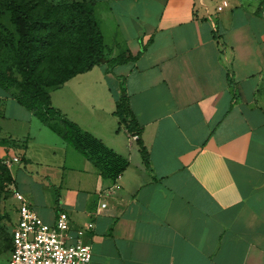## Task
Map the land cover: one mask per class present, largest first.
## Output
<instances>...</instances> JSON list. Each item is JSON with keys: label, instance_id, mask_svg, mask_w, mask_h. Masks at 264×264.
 Returning <instances> with one entry per match:
<instances>
[{"label": "crops", "instance_id": "1", "mask_svg": "<svg viewBox=\"0 0 264 264\" xmlns=\"http://www.w3.org/2000/svg\"><path fill=\"white\" fill-rule=\"evenodd\" d=\"M163 1L155 27L120 28L123 46L109 48L101 28L112 57L148 45L137 62L99 65L51 92L63 117L129 162L120 189L41 120L12 141L11 187L27 200L30 181L55 185L58 208L46 197L38 215L52 225L67 213L91 264H264V0ZM123 89L150 168L114 116Z\"/></svg>", "mask_w": 264, "mask_h": 264}, {"label": "trees", "instance_id": "2", "mask_svg": "<svg viewBox=\"0 0 264 264\" xmlns=\"http://www.w3.org/2000/svg\"><path fill=\"white\" fill-rule=\"evenodd\" d=\"M95 9L94 0L59 4L48 0H0V18L10 14L16 29L14 35L0 24L3 30L0 31V43L15 54L22 78L19 80L0 70V88L12 91L15 100L34 112L44 124L51 126L53 121L58 120L62 127L52 126V129L63 141L93 161L105 178L116 181L127 170L129 162L63 117L52 106L51 99V92L74 77L103 64L111 72L116 66L137 62L147 49L148 45L143 46L138 55L125 50L112 57ZM114 116L131 135L139 136L137 143L143 162L150 168V154L140 137L142 129L131 110L125 89L121 92ZM0 178L10 187L15 184L10 167L1 160ZM8 242L11 252L12 235Z\"/></svg>", "mask_w": 264, "mask_h": 264}, {"label": "rangeland", "instance_id": "3", "mask_svg": "<svg viewBox=\"0 0 264 264\" xmlns=\"http://www.w3.org/2000/svg\"><path fill=\"white\" fill-rule=\"evenodd\" d=\"M48 1L54 4H59L91 0ZM94 1L96 2V18L99 22L100 28H102L104 32L106 44L109 48L113 49L116 48L113 46L115 42L121 45L124 44V42H127L120 37V28H127L128 32L126 35L132 36L138 31H147L151 27H155L157 21L160 18V14L164 4L163 0H145L139 5H132L128 0ZM0 24L6 27L9 32L16 35L15 25L11 21L10 14H4L0 18ZM0 31L3 32L1 28ZM109 48L108 50H110ZM123 50L124 48H122L121 51ZM121 51H119L118 53H120ZM99 69L100 68H96L95 71L99 72ZM0 70L18 77L19 80L22 79L18 73L17 59L15 54L10 48L4 47L1 43ZM11 93L12 91L7 92L0 88V96L4 98L6 97L8 99L7 101L3 102L2 113L0 115V160L3 161V163L9 162L16 152V149L14 150L13 147H11L12 141L16 140L14 138L23 140L29 132H31L33 136L35 127L41 125L42 123L38 117L33 118L29 111L19 106L16 101L11 98ZM56 96L57 95L54 96L55 99ZM52 124H55L58 127H62L58 120L53 121ZM36 147L37 146L34 145L32 147L31 144L30 151L38 150L36 149ZM17 150V152L20 154L23 151L21 148H18ZM36 175L37 174L35 173V171H33L32 173H28V176L30 177H34ZM26 192H31L27 193V200L29 204L33 206L37 213H39L37 210L40 206L42 207L46 197H49L51 199L54 209L58 208L59 206L58 198L60 193H58V188L52 183L48 185H39L30 181V190ZM41 196L44 197L39 199V197ZM16 205H18V202L14 199L12 188L9 186V184L3 182L2 178H0V264H8L10 259L11 252L8 239L11 236L12 229L15 223V213L17 209ZM41 218L44 220L43 217Z\"/></svg>", "mask_w": 264, "mask_h": 264}, {"label": "built area", "instance_id": "4", "mask_svg": "<svg viewBox=\"0 0 264 264\" xmlns=\"http://www.w3.org/2000/svg\"><path fill=\"white\" fill-rule=\"evenodd\" d=\"M224 2L223 7H227ZM133 141L139 139L133 135ZM15 157L5 162L9 167L19 163ZM116 179L114 188L120 189ZM14 199L18 202V218L12 229V250L8 264H91L92 246L85 242V231L73 232L69 215L63 211L57 214L55 223L47 224L31 207L25 197L11 187ZM107 205L103 204L102 208ZM90 224L88 229H93Z\"/></svg>", "mask_w": 264, "mask_h": 264}]
</instances>
